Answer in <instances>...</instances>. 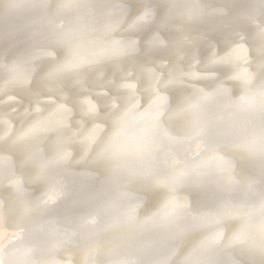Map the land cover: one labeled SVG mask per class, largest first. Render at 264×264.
<instances>
[{"label":"snow or ice","instance_id":"1","mask_svg":"<svg viewBox=\"0 0 264 264\" xmlns=\"http://www.w3.org/2000/svg\"><path fill=\"white\" fill-rule=\"evenodd\" d=\"M11 3L20 6L17 0ZM31 7L44 11L47 27L31 33L25 53L0 49V93L9 96L12 87L18 88L37 104L38 115L26 131L5 129L0 135V183L15 188L26 211H45L64 194L54 173L71 162L70 146L79 141L83 151L77 162L91 166L103 190L100 206L111 221L134 232L160 233L172 242L168 258L128 244L104 261L90 256L85 264H264V0L243 5L241 12H232L235 5L201 0H111L103 5L39 0ZM96 8L105 11L93 15L90 29L71 22V13ZM205 16L223 23L202 33L196 47L190 24ZM257 39L262 70L254 79L240 68L241 62L250 63V42ZM86 46L92 54L87 60ZM120 57L148 69L147 85L140 78L135 93L116 88L115 101L104 95L95 104L82 99V90L69 87L72 79L94 74ZM193 60L210 66L205 69L208 91L195 100L176 86L189 82L181 69ZM49 81L52 86L45 87ZM238 90L243 95L236 101ZM45 96L51 102L41 104ZM210 104L221 112L212 114ZM241 108L251 113L247 122L223 119L224 112ZM56 112L62 119L45 139L41 134L52 131ZM77 115L78 131L70 135ZM195 145L201 146L202 159L192 166L178 150ZM136 157L149 165L134 167L129 160ZM194 175L216 179L214 211L194 208L186 198ZM40 187L47 188L46 198L33 199L30 193ZM0 218L4 226L11 223L8 216ZM232 218L239 227L225 223ZM189 233L201 239L192 244ZM0 264L58 262L21 241L0 248Z\"/></svg>","mask_w":264,"mask_h":264},{"label":"bare ground","instance_id":"2","mask_svg":"<svg viewBox=\"0 0 264 264\" xmlns=\"http://www.w3.org/2000/svg\"><path fill=\"white\" fill-rule=\"evenodd\" d=\"M19 7L13 6L11 0H0V49H12L14 52L25 53L28 48V41L33 31H44L47 27L45 13L41 9L31 7L33 2L39 0H17ZM50 3H59L60 0H49ZM82 3L103 5L111 0H79ZM207 4L227 3L235 5L232 12H241L243 5L253 2V0H201ZM105 10L85 9L79 13L70 14V20L74 26L90 29L93 15H100ZM223 21L219 17L205 16L192 21L190 33L195 46L200 44L202 33H212ZM249 50V64L241 62L240 71L245 69L258 79L261 72V58L259 54L260 42L255 40ZM191 46V45H190ZM248 47V44L245 45ZM195 50V49H194ZM87 46L84 48V59L91 58ZM166 62V61H165ZM155 69L156 65L151 66ZM210 67L198 60H193L190 64L182 65L183 80L189 81L176 85L182 87L193 100L198 98L201 92H207L204 87L206 72ZM187 73H192L188 76ZM142 78L143 83L151 79V74L144 66L133 63L130 60L120 57L106 62L100 66L94 74H84L78 79H72L69 87L82 90V99L90 100L93 104L99 96L107 95L114 100L115 89L118 88L121 94H133L140 87L137 80ZM49 81L45 87L52 86ZM115 85V87H114ZM132 85L133 87H125ZM154 86V85H153ZM12 94L5 96L0 93V135L6 129L9 133L25 131L34 122L37 113V104L12 87ZM243 95L242 90L234 99L240 100ZM50 98L45 96L41 99V104L50 103ZM212 114L221 112L216 104L209 105ZM251 118V113L246 109H233L223 113L225 121H233L240 124L247 122ZM62 113L56 112L51 116L50 127L52 131L41 134L45 137L54 134V129L59 125ZM77 115L72 121V132L76 135L78 131ZM258 120L259 117L256 116ZM88 127H91L90 125ZM43 143V141H41ZM73 159L70 163L58 169L54 176L62 183L64 194L59 196L53 203L47 206L45 211H26L25 203L19 198L15 188L11 184L0 183V215L11 218V223L4 226L3 219L0 218V248H8L13 244L19 245L21 241L30 242L38 248L39 255L51 261L64 264L66 261H76L77 264H85L88 258L96 261H104L114 252L122 250L128 244H135L145 252L158 250L160 258H168L171 251V241L157 232H134L132 229L111 221L109 214L100 206L103 198V190L97 182L91 166L79 161L83 151V145L77 141L70 146ZM182 159L189 165H196L202 159L201 146L195 145L190 151L178 150ZM129 163L136 168L147 167L149 161L140 157L132 158ZM151 163H157L155 160ZM239 166L244 167V162L239 161ZM47 188L40 187L31 192L33 199L46 198ZM186 198L190 199L194 208L201 211L212 212L218 207L216 179L211 175H194L191 185L185 190ZM188 193H192L188 196ZM242 195V193H241ZM229 226L239 227V222L226 219ZM189 240L195 244L201 237L189 233ZM239 258V257H237Z\"/></svg>","mask_w":264,"mask_h":264}]
</instances>
